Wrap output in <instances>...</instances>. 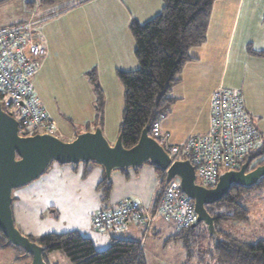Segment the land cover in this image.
Returning <instances> with one entry per match:
<instances>
[{
  "label": "crops",
  "instance_id": "crops-1",
  "mask_svg": "<svg viewBox=\"0 0 264 264\" xmlns=\"http://www.w3.org/2000/svg\"><path fill=\"white\" fill-rule=\"evenodd\" d=\"M12 1H15L16 7L6 9V11L0 10V27L38 20L40 22L37 25V29L43 35L46 43V53L41 60L39 70L33 78L34 94L39 104L43 105L40 101V95H38L40 93H38V90L35 92L36 88L38 89V84L42 82L44 75L45 77L47 76V72L51 70L49 65H54L56 57L59 59L66 53L70 55L67 60L79 61L77 74L80 78L82 76L83 88H87L91 92L90 96H86V101L83 104L87 112L85 113L82 109L83 105L80 107V104H78L76 111L73 113L76 117H79L76 123H74L72 118H70L71 120H64L63 117H68L65 112L60 114L58 111L55 113L52 111H49L50 113L46 112L56 124V133L60 132L63 137H66V141H71L78 133L92 131L94 129L92 126L94 95L93 90L91 91L92 87L89 86L88 73L93 72L98 82L97 77H100V72L103 69H111L114 72L116 71L117 74L120 69L129 71L138 67L135 63L137 59L134 54V57L128 55L124 59L125 67L115 69L110 59L112 56L111 45L108 43L111 42L108 31L110 27L109 25H99L111 18L112 10L116 13L117 11L127 10L132 15L131 6L124 5L123 0H111L115 3L113 7L99 9L96 5H91L87 9H82L81 5L91 0H64L56 3L63 7L58 10L56 17L53 18L54 20L51 23H42L46 17L52 15V12L55 14L53 8H55L54 5L56 4L45 6L39 0H0V6L5 7ZM99 2H104V0H99ZM136 5L139 7L137 3ZM43 7H47V9ZM74 8L81 10L79 16L80 30L76 28L75 24L67 25L61 23L65 17L72 14L71 11ZM144 9L145 7H142L141 11H144ZM78 12L76 11L74 16H77ZM129 12L125 17L126 33L130 31V23L134 20H139L135 19V16H131ZM151 15L146 18L145 22L150 19ZM133 43L134 53V39ZM247 45L256 50L264 48V0H216L212 5L205 43L189 51L193 60L184 65L180 74V81L171 90V96L175 98V102L172 104L169 114L156 127L161 144L166 142L165 145L169 148L182 143L193 134L205 132L208 127L211 94L216 88L221 86L241 91L245 108L253 117L255 125L264 137V58L249 55L246 50ZM89 47L93 49L95 59L93 56L89 59L85 57L87 56L85 50ZM220 58L221 61L217 63ZM205 61L207 62L205 63ZM60 63L61 61L58 60L56 66ZM102 64L104 65L102 66ZM133 65L135 68H133ZM229 65L231 70L228 74L226 69ZM89 68H91V71H88ZM95 68L99 70L96 71ZM201 69L203 71L198 72ZM207 72L217 74V84L214 83L212 87H207L204 92L197 93L193 97L188 95L187 98V93L182 92L181 89L183 87L191 88L194 84V75L204 77ZM200 81L201 79H199ZM64 107L67 112L72 108L67 105ZM172 109L173 114L171 116L176 114V118L173 119L178 120L185 116V118L190 117L192 120L190 122L192 124L191 127L186 129L184 133L180 132L179 134L174 125L171 124L170 119L172 117L170 114ZM121 119L122 110L119 117L118 134ZM103 127L104 118L101 129ZM105 131L107 134V130ZM103 176V168L96 163H92L86 168L82 163H51L40 177L27 185L19 187V193L14 195L15 192H12V215L14 223L16 222V227L18 228L19 226L21 230L24 229L22 233L25 235L27 233L31 236L36 235L32 234V230H27L28 224H26V221H29L32 227L33 224L36 225L35 221L43 225V223H40L39 218L43 220V216L47 214L48 207H56L57 204L71 206L72 209L65 212L67 216H71L68 223L72 222V228L66 230L61 225V229L64 230H51L50 232L78 231L89 237L93 241L94 246L99 249L107 246L112 236H120L139 240L144 250L147 242H153L152 239H149V234H160L164 226H168L162 219H155L146 229L133 221H127L124 228L118 232L93 228L91 217L97 211L110 208L125 199L135 200L147 211H150L157 193L161 190L160 177L155 168L149 163L136 168L113 170L110 175L111 189L108 199L102 201L98 183ZM82 193H84L83 196L88 197L86 200L87 210L84 211L81 209ZM44 222L49 224L52 221ZM45 233L48 232H42V234ZM10 248H0V255L10 250ZM11 250L18 252L14 248H11ZM30 260L31 257L28 255L26 264H29Z\"/></svg>",
  "mask_w": 264,
  "mask_h": 264
},
{
  "label": "trees",
  "instance_id": "trees-1",
  "mask_svg": "<svg viewBox=\"0 0 264 264\" xmlns=\"http://www.w3.org/2000/svg\"><path fill=\"white\" fill-rule=\"evenodd\" d=\"M39 1L42 5L52 6L61 0ZM161 1L162 8L158 14L145 23H139L136 20L130 23L129 29L135 42L134 54L138 67L129 71H117L123 93L119 133L121 134V143L125 148L132 147L138 141L146 125L150 126L148 134L161 142L156 127L169 114L171 106L175 102V98L171 96V90L180 81V74L184 65L193 60L189 51L205 43L212 5L216 0ZM246 50L249 55L264 58V48L256 50L247 45ZM88 80L94 95L92 126L102 128L104 118L103 91L93 72L88 73ZM0 101L3 103L4 109L15 116L16 113L11 110L12 104L2 99ZM243 106L247 114L253 119L245 108L244 99ZM253 123L257 128L254 119ZM208 128L209 120L205 132L208 131ZM259 134L262 140L261 146L247 153L243 159V162L246 160L249 162L251 168L264 164V137L260 131ZM182 143L176 145L181 146ZM164 148L169 152L167 146ZM175 155L177 159L187 158L181 148ZM82 164L86 168L92 162ZM150 165L155 168L160 177L162 189L168 183H165V173L155 165ZM259 187H264V177L251 187L232 185L228 193L219 201L205 206L208 214L213 217L216 236H211L207 232L204 223L177 230L163 220L172 229L165 241L179 242L185 249L187 258H192L194 256L192 250L198 247L201 233L206 232L209 239L208 254L213 264H264V237L241 238L219 226L223 223H247L249 210L242 200L245 193ZM98 189L102 201H106L111 189V180L107 179L105 174L98 183ZM159 192L150 213L156 207ZM200 225L203 229L198 230ZM27 237L43 247V258L46 264L48 263L45 253L51 251L63 252L71 264H146L141 242L135 239L112 236L104 250H97L93 241L78 231L48 232L38 237L31 235H27ZM4 240L9 243L0 231L1 245H3L2 241Z\"/></svg>",
  "mask_w": 264,
  "mask_h": 264
},
{
  "label": "built area",
  "instance_id": "built-area-1",
  "mask_svg": "<svg viewBox=\"0 0 264 264\" xmlns=\"http://www.w3.org/2000/svg\"><path fill=\"white\" fill-rule=\"evenodd\" d=\"M39 22L0 27V100L17 107L20 135L56 132L55 122L39 104L33 88V78L46 53L44 37L37 29ZM261 144L259 131L244 109L242 93L221 86L210 97L208 131L193 134L181 146L168 149L174 160L181 148L194 166L196 182L210 188L221 173L239 169L246 154ZM155 219L177 230L195 223L193 201L181 192L178 180H170L161 189L153 212L135 200L125 199L94 213L91 224L97 230L121 231L127 221L146 229Z\"/></svg>",
  "mask_w": 264,
  "mask_h": 264
},
{
  "label": "rangeland",
  "instance_id": "rangeland-1",
  "mask_svg": "<svg viewBox=\"0 0 264 264\" xmlns=\"http://www.w3.org/2000/svg\"><path fill=\"white\" fill-rule=\"evenodd\" d=\"M64 0H61L62 2ZM99 0H91L88 3H85L84 5H81V8L84 9L87 7H90L91 5H96L97 8H104V7H113L115 6V3L113 1H106L99 2ZM58 2V3H60ZM136 3L139 5V7L136 5ZM123 4L127 6H131L132 8V15L135 16V19H139V23L145 22L147 20L146 18L149 17L150 14L152 18L156 14H158L161 11L162 4L160 0H123ZM158 4V6H156ZM55 8H53L55 14L53 12L52 15H49L46 17L42 23L52 22L57 15L58 10L62 9V5L56 4L54 5ZM16 7L15 1L9 2L5 7L0 6V10L6 11V9H12ZM145 7L144 11H141V8ZM47 9V7H43ZM130 8V7H129ZM76 11H79L77 16H74V13ZM72 14L70 16L65 17L61 23H65L67 25L75 24L76 28L80 30L79 25V16L81 13V10H76V8L72 9ZM129 11L123 10V11H117V13L112 10L111 18L108 19L106 22H102L99 26H105L109 25V38H111V42H108L111 45L110 50H112V56L111 60L115 66V69H119L118 67H125L124 59L129 55L134 57L133 48V37L131 31L126 33L125 29V17ZM130 13V12H129ZM50 14V12H49ZM131 15V13H130ZM131 15V16H132ZM132 18V17H131ZM134 18V17H133ZM76 39V38H74ZM58 52V51H57ZM85 53H87V56H85L87 59L93 56V49L89 47L85 50ZM70 55L68 53L61 56L59 59L56 57L54 65H49L50 71L47 72V76L45 75L42 77V82L38 84V89L36 88L35 92L38 90V95H40V101L43 103V107L46 108V112L52 111L57 112L60 114L62 112H65L68 117H63L64 120H71L73 119L74 123H76L79 120V117H76L73 113L76 111V108L78 107V104H80V107L85 103L86 96H90L91 92L87 90V88H83L82 85V76H78L77 72V65L79 61L77 60H67ZM123 57V58H122ZM94 58V56H93ZM122 58V59H121ZM61 61L59 65L56 66L58 60ZM95 59V58H94ZM134 59V58H133ZM221 61V58L218 60L217 63ZM107 62V61H106ZM207 61H205L206 63ZM103 63V61H101ZM137 65V61L135 62ZM104 64H102L103 66ZM41 66V65H40ZM101 66V67H102ZM227 67V63H226ZM40 68V67H39ZM92 68V67H91ZM91 68L88 69V71H91ZM133 68L134 65H133ZM48 69V70H49ZM53 69V70H52ZM96 69V68H95ZM114 69V68H113ZM39 70V69H38ZM99 69H96L98 71ZM121 70V69H120ZM133 70V69H131ZM231 67L230 65L226 69L228 74L230 73ZM203 71L201 69L198 72ZM206 71V70H204ZM197 72V73H198ZM226 72V74H227ZM196 73V74H197ZM97 75V74H96ZM116 71L106 70L103 69L100 72V77H97L98 84L102 88L103 96H104V127L102 129L103 135L106 138V140L113 144L117 137H118V124H119V117L121 114L122 106H123V93H122V86L120 83V80L118 79ZM194 84L190 87H183L181 89L182 92L187 93L189 97H193V95L197 93L204 92L207 87L210 88L214 83L217 84L218 82V76L216 73H209L207 72L204 77H201L200 75H194ZM199 79L201 81L199 82ZM86 81V80H85ZM88 82V80H87ZM86 83V82H85ZM89 83V82H88ZM89 86L91 84L89 83ZM86 89V90H85ZM93 89H91L92 91ZM37 95V94H36ZM84 100V101H83ZM72 107L71 110L68 112L66 111L64 106ZM59 109V110H58ZM82 109L87 112L84 105ZM11 110L15 113L18 112L17 107L12 106ZM50 113V112H49ZM48 114V113H47ZM173 114L172 113L170 116ZM49 118L50 115L48 114ZM71 116V117H69ZM170 122L172 125H174V128L178 130V133L180 132L184 133L186 129L191 127L192 124L190 122L192 121L190 117L185 118V116L182 117V119H173L176 118V114L171 116ZM51 119V118H50ZM200 119V116H199ZM56 125V124H55ZM78 126L77 124H75ZM57 129V128H56ZM107 130V134L106 131ZM56 133V132H55ZM60 134V135H59ZM56 135L61 139L66 141V137H63L61 133H56ZM115 136V137H113ZM112 138H115L112 140ZM163 145L166 144V142H162ZM166 146V145H165ZM41 185V184H40ZM19 189L16 188L13 190L14 195L16 193H19ZM84 193H82V211L87 210V196H83ZM40 200V199H38ZM243 204L247 207L249 210V220L247 223H223L219 225L221 228H224L226 231L230 232L231 234L246 238V239H254V238H262L264 237V187H259L255 189L249 190L248 193H245L243 200ZM72 209L71 206H62L58 205L51 206L47 208L46 215L43 216V220L48 222L52 221L51 223L47 224L43 220L40 219V223H43V225L38 224V221H35L36 225L33 224V227L29 224V221H26L27 230H32V234L35 237H38L42 234V232H50L51 230H64L61 229V225L65 227V229L72 228V222H69V219L71 216H67V213L65 211H70ZM78 211V210H75ZM87 212V211H86ZM16 224V222H15ZM39 227H38V225ZM202 224V223H200ZM18 226V225H17ZM206 227V226H205ZM20 229V227L18 226ZM33 228V229H32ZM198 230L203 229L202 225L197 228ZM21 230V229H20ZM24 231V229H22ZM21 230V232H23ZM207 230V228H206ZM172 232V229L170 226H164L162 233L157 234H149V239H152L153 242H147L146 248L143 250L146 264H213V261L211 257L209 256L208 251V244L209 239L206 236V232L201 233V238L198 240V247L195 248V250H192V254L194 255L192 258H187L185 249L181 246L179 242H166L165 238ZM208 232V231H207ZM29 233H27L28 235ZM217 234V233H216ZM212 236V235H211ZM2 244H0L1 249H6V247H11L16 249L18 252H14L13 250H8L7 252H3L0 255V264H26V257H28L29 254H27L22 248L12 245L11 243H7L5 240L2 241ZM109 244V243H108ZM108 246V245H107ZM107 246L103 248H96L97 250H104ZM45 256L47 258L48 264H71L69 259L66 257V255L61 251H51L45 253Z\"/></svg>",
  "mask_w": 264,
  "mask_h": 264
},
{
  "label": "water",
  "instance_id": "water-1",
  "mask_svg": "<svg viewBox=\"0 0 264 264\" xmlns=\"http://www.w3.org/2000/svg\"><path fill=\"white\" fill-rule=\"evenodd\" d=\"M149 127H144L130 148L123 147L120 133L113 144L109 143L101 127L78 133L71 141L51 133L20 135L18 119L0 101V231L9 243L30 255L29 264H46L44 249L16 227L12 192L40 177L51 163H96L103 168L107 179L113 170L136 168L145 163L155 165L164 171L165 183L178 180L181 192L193 201L196 221L192 226L204 223L212 236H216L214 220L205 206L219 201L232 185L251 187L264 177V164L251 168L246 160L239 169L221 173L215 186L203 187L196 182L190 160H173L164 146L148 134Z\"/></svg>",
  "mask_w": 264,
  "mask_h": 264
},
{
  "label": "clouds",
  "instance_id": "clouds-1",
  "mask_svg": "<svg viewBox=\"0 0 264 264\" xmlns=\"http://www.w3.org/2000/svg\"><path fill=\"white\" fill-rule=\"evenodd\" d=\"M55 134V133H54Z\"/></svg>",
  "mask_w": 264,
  "mask_h": 264
},
{
  "label": "flooded vegetation",
  "instance_id": "flooded-vegetation-1",
  "mask_svg": "<svg viewBox=\"0 0 264 264\" xmlns=\"http://www.w3.org/2000/svg\"><path fill=\"white\" fill-rule=\"evenodd\" d=\"M4 106V105H3Z\"/></svg>",
  "mask_w": 264,
  "mask_h": 264
}]
</instances>
